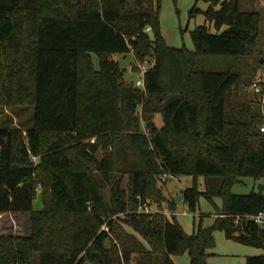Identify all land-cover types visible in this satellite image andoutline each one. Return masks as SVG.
<instances>
[{"label": "trees", "instance_id": "1", "mask_svg": "<svg viewBox=\"0 0 264 264\" xmlns=\"http://www.w3.org/2000/svg\"><path fill=\"white\" fill-rule=\"evenodd\" d=\"M207 1L191 16L204 14L216 32L196 27L190 50L163 37L162 0H0V105L34 106L26 135L0 127V213L30 214L29 235L0 234V264H175L172 255L187 251L191 264H208L216 230L264 248V228L235 223L264 208L262 109L239 98L241 71L201 64L252 56L260 12L242 11L240 0ZM131 52L155 59L145 89L125 83L112 57ZM114 173L128 174L129 198ZM163 174L192 176L182 191L189 210L201 196L223 199L212 226L188 234L164 213L136 210L138 196L166 201ZM246 176L262 180L259 190L234 193ZM38 182L41 210L33 207ZM247 264H264V255Z\"/></svg>", "mask_w": 264, "mask_h": 264}, {"label": "rangeland", "instance_id": "2", "mask_svg": "<svg viewBox=\"0 0 264 264\" xmlns=\"http://www.w3.org/2000/svg\"><path fill=\"white\" fill-rule=\"evenodd\" d=\"M79 3V0H74ZM259 3V6H256ZM204 0H162V7L160 12V23H161V33L165 38L168 45L175 48L186 47L190 50H194V42L191 37V31L195 28L196 23L200 14L197 13L191 16V10L196 7H204ZM257 8H256V7ZM240 8L242 11L248 10H258L260 12V37L257 46L254 49L252 56L248 58H233L226 56H205L201 60L202 66L211 70H234L241 71L243 73L242 80L238 86V94H240L241 100L252 101L254 100V92L250 89V84L254 81L258 73L261 72L264 65V0H240ZM114 59L119 61L120 67L123 70V80L125 83L132 84L136 82L138 78L139 69L137 66L132 65L138 61L132 53L120 54L117 53L112 56ZM150 58L151 63L155 62L154 57L151 55L147 56ZM93 58L96 66H98V60L95 54ZM141 62V61H139ZM143 62V61H142ZM141 62V63H142ZM262 63V64H261ZM137 67V69H134ZM253 99V100H252ZM253 104H256L254 101ZM141 115V112H139ZM154 122L156 125L161 126L163 124L161 114H156L154 117ZM34 123V106L24 104V105H0V127H19L23 130L24 135H26V129L31 127ZM143 127L146 126V122L142 120ZM148 130V129H147ZM112 150V148H110ZM103 154L101 152L100 157ZM39 160V159H38ZM38 160L35 164L38 163ZM116 177L120 178V185L122 192L125 191L127 198H129V176L128 174L122 175L119 173H114ZM36 181H38L37 175H34ZM171 183V188L174 190L175 198L178 201V208L180 215L177 216L178 221L183 225L186 232L192 233L194 229V222L196 219V225L201 224L203 227L208 226L213 222V216L211 214L215 213L218 208L221 209L223 206V199L221 197H216L214 200H210L205 196L199 198V204L195 211L189 210L188 215L182 214L184 210V203L180 201L182 198V190L186 185H188L187 179L182 177L181 180L176 178H171L161 175L158 179V186L161 189L163 196L166 198L162 191V187L167 188V184ZM199 182L200 179H199ZM262 180H257L251 176L244 177L240 182L236 183L232 191L237 194H248L253 190L258 191ZM36 198L40 192H43V185L41 182L36 184ZM204 188L200 184V188ZM105 195L111 201L113 195V186H105ZM139 205L136 210L140 209L141 204H148L150 211L152 213H163L165 210L163 201L160 205L153 198H146L143 200L139 199ZM43 207H44V193H43ZM42 207V209H43ZM36 210V209H35ZM8 214L0 216V233L5 232L7 234L13 235H25L30 233V214L29 213H15V212H5ZM198 214V217L195 215ZM202 216H199V215ZM122 215V214H121ZM119 217V215H115ZM202 217V218H201ZM222 232L217 230V232ZM217 237V234H216ZM186 253V252H185ZM179 254L176 256H182ZM179 258V257H178ZM237 258L235 256H221L218 258V264H234Z\"/></svg>", "mask_w": 264, "mask_h": 264}, {"label": "crops", "instance_id": "3", "mask_svg": "<svg viewBox=\"0 0 264 264\" xmlns=\"http://www.w3.org/2000/svg\"><path fill=\"white\" fill-rule=\"evenodd\" d=\"M204 2H205V5L203 8L199 7V6H196V7L202 11H206L209 8V6L211 5V2L207 1V0H204ZM256 6H259V3ZM216 8L219 9L220 4L218 6H216ZM194 17H195V15H194ZM201 25H206L211 32H216L214 23L209 21L204 14H200L195 28L198 26H201ZM224 28H226V26L223 27V29ZM131 54H132V52H131ZM176 177L178 180H181L182 177H185L187 179L188 185H186L184 187V189L192 186V184H193L192 176H182L181 175V176H175L174 178H176ZM199 179L201 181L200 182L201 186H203V184H204V188H205V179L203 177H200ZM171 183H172V181L167 184V188H166V186L162 187V191L167 198V202L164 203L165 210L163 211V213L170 220L178 221L177 216L180 215L181 213L179 212L178 201L175 198L174 190L171 188ZM204 188L202 187L201 189H204ZM180 201H183V203H184V210L182 211V214L188 215L190 212L187 209L188 205L183 200V196H182ZM5 214H8V213H0V216L5 215ZM196 216L198 217V214L195 215V218H196ZM199 216H202V215L200 214ZM211 216H213V222L211 224H209L208 226H205L204 228L212 226L214 224L216 218L219 217L220 214L218 213V210H217L215 213L211 214ZM200 225L201 224H199L198 226L196 225V219H195L194 229H193L192 233L196 232ZM182 227H183V225H182ZM127 229L129 231L133 232V230L129 227ZM221 232L223 235H221V233L219 231L217 232V230L214 232L216 244L213 248H210L208 250V257H207V263L208 264H218V258L221 256H235L238 260L236 259L237 261L234 262V264H247L249 257L264 255V248L255 247V246L240 243L234 239L228 238L224 231H221ZM192 233H188V234H192ZM0 234L1 235H7V233H5V232H2ZM216 234H217V237H216ZM25 235H29V233L25 234ZM172 259H173L175 264H191V257L189 255L188 251L186 253H184V255H182V256L172 255Z\"/></svg>", "mask_w": 264, "mask_h": 264}, {"label": "built area", "instance_id": "4", "mask_svg": "<svg viewBox=\"0 0 264 264\" xmlns=\"http://www.w3.org/2000/svg\"><path fill=\"white\" fill-rule=\"evenodd\" d=\"M150 31V28H148ZM154 65V63H151L150 58L148 57L146 60H144L142 63L139 61H136L133 66H137L139 69L138 72V78L135 82V86L140 88V89H145V74L147 71ZM250 89L254 92V98L255 100L260 104V107L262 109L263 113V122L261 123L259 127V133L264 137V65L262 67V70L258 75L256 76L255 80L250 84ZM96 138H92L90 141L91 143H94ZM38 160V157L36 156H31V161L36 162ZM165 176H169L174 178L175 176H172L170 174H165ZM263 195H264V189H263ZM139 199L140 196H138ZM140 212H147V213H152L150 211V208L148 204H141L140 209L138 210ZM246 218L249 219L256 224L260 225L262 228H264V208L259 211L256 214H248V215H237L235 223L237 224L241 219Z\"/></svg>", "mask_w": 264, "mask_h": 264}, {"label": "water", "instance_id": "5", "mask_svg": "<svg viewBox=\"0 0 264 264\" xmlns=\"http://www.w3.org/2000/svg\"><path fill=\"white\" fill-rule=\"evenodd\" d=\"M72 3L75 4L76 2H75L74 0H72ZM263 61H264V59H262V62H263ZM100 155H101V151H99V152L97 153V155H96V156L98 157V159H101ZM42 201H43V192H40V193L38 194V196H37L36 201H35L34 204H33L34 209H36V210H41L42 207H43V203H42Z\"/></svg>", "mask_w": 264, "mask_h": 264}]
</instances>
